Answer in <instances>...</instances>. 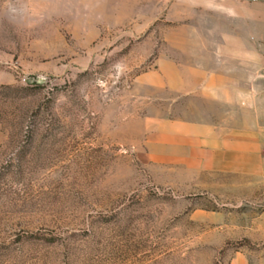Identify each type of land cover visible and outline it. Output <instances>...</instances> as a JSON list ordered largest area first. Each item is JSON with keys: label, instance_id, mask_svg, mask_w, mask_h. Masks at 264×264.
Masks as SVG:
<instances>
[{"label": "rangeland", "instance_id": "obj_1", "mask_svg": "<svg viewBox=\"0 0 264 264\" xmlns=\"http://www.w3.org/2000/svg\"><path fill=\"white\" fill-rule=\"evenodd\" d=\"M255 1V32L225 28L252 44L225 48L260 89ZM206 36L184 8L0 0V264H264L263 189L241 195L156 142V122L187 111L170 74L184 84Z\"/></svg>", "mask_w": 264, "mask_h": 264}, {"label": "crops", "instance_id": "obj_2", "mask_svg": "<svg viewBox=\"0 0 264 264\" xmlns=\"http://www.w3.org/2000/svg\"><path fill=\"white\" fill-rule=\"evenodd\" d=\"M138 1L140 4H156L157 10L168 7L171 18H176L177 8H184L185 13L189 10L199 12L201 27L208 33L202 38V44L207 46L205 51L192 52L185 59L188 62L185 64L184 84L179 70L175 75L170 74V82L175 84L176 90L185 87L187 111L159 121L158 125L156 122V142L164 150L163 155L170 161L175 158L177 163L193 172L216 175L226 182L232 180L233 188L241 195L250 196L254 187L263 189L264 86L259 89L254 81L243 87L240 78L246 73L241 62L247 58L225 48L226 45L252 44L247 36L226 37L225 28L228 25L237 28L243 24L255 32L257 2ZM169 60H177V54H170ZM173 67L176 68L170 65V69ZM260 215L264 220V210Z\"/></svg>", "mask_w": 264, "mask_h": 264}, {"label": "built area", "instance_id": "obj_3", "mask_svg": "<svg viewBox=\"0 0 264 264\" xmlns=\"http://www.w3.org/2000/svg\"><path fill=\"white\" fill-rule=\"evenodd\" d=\"M261 181L264 185V165H263V172H262V175H261ZM263 194H264V188H263Z\"/></svg>", "mask_w": 264, "mask_h": 264}]
</instances>
